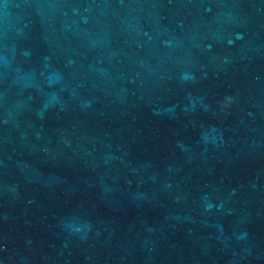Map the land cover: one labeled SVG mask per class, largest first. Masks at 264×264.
Instances as JSON below:
<instances>
[{
    "label": "water",
    "instance_id": "obj_1",
    "mask_svg": "<svg viewBox=\"0 0 264 264\" xmlns=\"http://www.w3.org/2000/svg\"><path fill=\"white\" fill-rule=\"evenodd\" d=\"M0 264H264V0H0Z\"/></svg>",
    "mask_w": 264,
    "mask_h": 264
}]
</instances>
